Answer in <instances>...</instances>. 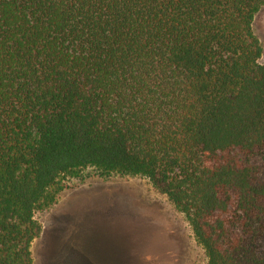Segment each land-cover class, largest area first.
Here are the masks:
<instances>
[{
	"label": "trees",
	"instance_id": "trees-1",
	"mask_svg": "<svg viewBox=\"0 0 264 264\" xmlns=\"http://www.w3.org/2000/svg\"><path fill=\"white\" fill-rule=\"evenodd\" d=\"M264 0H0V264L60 179L140 176L206 264H264Z\"/></svg>",
	"mask_w": 264,
	"mask_h": 264
},
{
	"label": "rangeland",
	"instance_id": "rangeland-1",
	"mask_svg": "<svg viewBox=\"0 0 264 264\" xmlns=\"http://www.w3.org/2000/svg\"><path fill=\"white\" fill-rule=\"evenodd\" d=\"M252 29L264 62V5ZM78 174L61 178L55 201L34 212L31 264H206L183 214L147 179L90 166Z\"/></svg>",
	"mask_w": 264,
	"mask_h": 264
}]
</instances>
